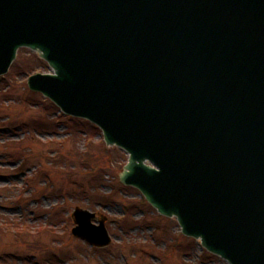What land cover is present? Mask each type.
I'll return each instance as SVG.
<instances>
[{"label": "water", "instance_id": "water-1", "mask_svg": "<svg viewBox=\"0 0 264 264\" xmlns=\"http://www.w3.org/2000/svg\"><path fill=\"white\" fill-rule=\"evenodd\" d=\"M21 46L54 70L30 87L129 154L122 183L231 264H264V0H0V75Z\"/></svg>", "mask_w": 264, "mask_h": 264}, {"label": "rangeland", "instance_id": "rangeland-1", "mask_svg": "<svg viewBox=\"0 0 264 264\" xmlns=\"http://www.w3.org/2000/svg\"><path fill=\"white\" fill-rule=\"evenodd\" d=\"M32 53L21 48L0 76V264H229L120 182L128 155L101 130L26 90L31 73L51 72ZM76 206L107 217L110 245L72 234Z\"/></svg>", "mask_w": 264, "mask_h": 264}, {"label": "trees", "instance_id": "trees-1", "mask_svg": "<svg viewBox=\"0 0 264 264\" xmlns=\"http://www.w3.org/2000/svg\"><path fill=\"white\" fill-rule=\"evenodd\" d=\"M91 135V134H90ZM103 148H104V145H103ZM105 149H107L106 148V146H105ZM108 150V149H107ZM89 159V157H82V160L84 161V162H90V159ZM125 207V209L127 208V206H124Z\"/></svg>", "mask_w": 264, "mask_h": 264}]
</instances>
